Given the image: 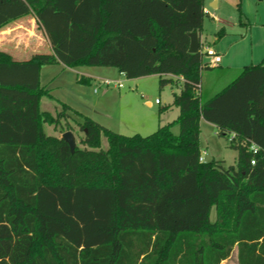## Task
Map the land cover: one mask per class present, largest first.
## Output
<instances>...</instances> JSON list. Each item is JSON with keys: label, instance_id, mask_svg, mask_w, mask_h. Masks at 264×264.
<instances>
[{"label": "trees", "instance_id": "trees-1", "mask_svg": "<svg viewBox=\"0 0 264 264\" xmlns=\"http://www.w3.org/2000/svg\"><path fill=\"white\" fill-rule=\"evenodd\" d=\"M30 15L54 53L0 52V264H221L235 248L238 264H264V60L202 101L215 67L189 47L204 0H0V30ZM56 64L157 75L180 90L160 112L179 116L124 136L64 103L43 112L41 69ZM202 120L234 165L200 162ZM71 121L84 133L74 153L44 129L73 132Z\"/></svg>", "mask_w": 264, "mask_h": 264}, {"label": "rangeland", "instance_id": "rangeland-1", "mask_svg": "<svg viewBox=\"0 0 264 264\" xmlns=\"http://www.w3.org/2000/svg\"><path fill=\"white\" fill-rule=\"evenodd\" d=\"M219 7L213 8L208 2L206 7L210 16L206 15L203 30L201 33V51L204 54L207 48H214L221 51L224 63L231 62V70L223 68L204 69L201 74V80L205 84V93L202 95V101H206L211 96H205L206 93L218 92L229 85L243 69V66H237L247 58L255 55L254 65L258 64L264 58L263 51L258 50V44L264 45V0H219ZM226 33V34H224ZM48 47L42 50L29 53L27 56L15 55L14 58L26 59L35 54L48 53ZM228 55V57H227ZM262 55V56H261ZM209 60L204 58L203 63ZM234 65V66H233ZM244 65V64H243ZM251 65V63L246 64ZM48 69L41 76V85L45 86L53 99L43 98L41 101V110L56 114L62 111V104H67L71 108L83 112L87 115H93L95 121L104 124L106 128L124 136H133L139 134L146 136L157 128L155 127L154 115L160 112V109L166 104L164 100L171 97L173 93H178L179 88L171 85L161 88L159 76L143 77L139 79L140 87L135 90L133 83L126 77H120L118 82H122L123 87L119 89L115 84L105 86L101 80L94 81L92 84L82 82V76L71 75L70 73H61L56 65H48ZM99 72L108 70L101 67ZM113 70V68L109 69ZM79 71V70H78ZM117 72V71H116ZM80 82H77V78ZM113 77V76H112ZM107 78L116 82L113 78ZM117 88V89H116ZM96 89V91H95ZM112 91L106 98H101L102 92ZM115 91V92H113ZM132 93V98L126 101L129 108L125 109L128 114L121 116L118 107L120 94ZM146 100H152L154 108L149 109L143 105ZM161 101V105L156 101ZM125 104V103H124ZM130 104L132 107H130ZM102 112L112 113V118H104ZM99 113V114H97ZM92 116V117H93ZM103 116V117H102ZM125 116V117H124ZM124 117V118H121ZM103 122V123H102ZM200 127V149L204 160H221L225 165H234L237 161V151L229 147L226 139L216 135L217 129L212 124L202 120ZM67 124V123H66ZM65 124V125H66ZM76 142L80 147L84 138V133L74 124L70 123ZM45 132L48 135H59L53 127L45 125ZM174 134H178V126L173 127ZM103 148L107 147L105 138L102 140ZM204 151L206 155H204ZM216 217V210L211 212V221ZM221 264H238L237 250H233L231 256Z\"/></svg>", "mask_w": 264, "mask_h": 264}, {"label": "crops", "instance_id": "crops-1", "mask_svg": "<svg viewBox=\"0 0 264 264\" xmlns=\"http://www.w3.org/2000/svg\"><path fill=\"white\" fill-rule=\"evenodd\" d=\"M206 2H208V4H210L213 8L216 9V8L219 7L220 1L219 0H204L205 13L208 16H210L211 14H210L208 8L206 7ZM199 37H200V44H201L202 36L200 35ZM258 46H259L258 50L259 51H263L262 54H264V45H263V43L258 44ZM45 47H48V51H49L48 53H54L53 49L50 46L49 40L47 39V36L45 35L44 31L39 28L36 19L33 16H31V15L23 17V18H20L18 20H15V21L11 22L9 25H7L5 28L0 30V52H4V53L10 55L12 57V59L15 60V61H26V60H28V59H30L32 57V56L29 57V58L26 57V59H17V58H14L15 55L27 56L29 53H33V52L42 50ZM215 51L219 55H221V57H222L221 64L219 66L215 67V68H221V70H222L223 68H225L224 66H226V70H231L232 63L231 62H225L224 63V59H223V55L221 54V51L217 50V49H215ZM227 57H228V55H227ZM254 58H255V55L252 54V56H251V58L249 60L247 58H245V60L243 62H242V60H238L240 63L237 66H240V67L243 66V69H244L245 67L254 65L253 64L254 61H255ZM263 60H264V58L262 59V61ZM249 63H251V65H246V64H249ZM222 65H224V66L222 67ZM255 65H257V64H255ZM56 66L59 68V71L61 73L68 72L71 75L82 76L81 79L84 80L85 83H89V84H92V82L98 81V80H101L100 81V83H101L103 80H108L107 78H110L112 76H113L112 77L113 80H116V82H118L119 81L118 79L120 77H125L123 74H120L117 69L115 70V68H113L115 70L114 73H113L112 72L113 70H109V69H112V68H107L108 70H104V72L103 71L99 72V70H97V69H100L101 67L79 66V67L72 68V67H67V66H65L63 64H56ZM47 67L48 66L42 67L41 74H40V80H41V76H42L43 72H45L48 69ZM153 76H157V75H152V76H148V77H153ZM139 79L140 78L131 80L132 83H133L132 84L133 88H135V90H137L140 87V83L138 82ZM76 81L80 82V78L78 77ZM204 85L205 84H203V82L201 80V92H200L201 97L206 92ZM95 91H96V89H95ZM111 92L108 91V90L103 91L102 95H101L102 96L101 98H106V96L110 95ZM113 92H115V91H113ZM218 92H220V91H218ZM218 92L213 91L212 93H209V94L206 93L205 96H211L212 97L215 94H217ZM131 95H132L131 92L124 93L123 95L120 94V99L119 100L123 104L118 107L119 108L118 111L121 114V116L128 114V112L125 110V109L129 108V106L126 105V101L127 100L129 101L130 100L129 98H132ZM211 97H209V98H211ZM157 101H156V103H157ZM172 102H173V95L171 97H169V98L164 100V103L166 105H171ZM157 104L161 105V101H159V103H157ZM143 105L145 107L149 108V109H153L154 108V103H153L152 100L144 101ZM130 107H132L131 104H130ZM43 112H47V111H43ZM78 112H80V111H78ZM80 113L85 115V116L90 117L91 119H93L95 121V119H94L95 117L93 115H92L93 116L92 117L91 115H87V114H85L83 112H80ZM97 114H99V113H97ZM102 114H103L104 118H106V119L112 118V113L110 114L108 112L107 113L102 112ZM178 116H179V109L176 108V107H170L165 112H162V113L159 112V113L155 114L154 118H155V124L156 125H155V127H153V129H155V128L158 129L159 127H162V126H165V125H168V124L174 122L178 118ZM124 117H121V118H124ZM99 124H101V123H99ZM101 125L105 126L104 124H101ZM201 125H202V122L200 123V127H201ZM213 127L215 128L214 125H213ZM44 129H45V127H44ZM58 134L59 135H55L54 137L62 138L63 134H61L59 132H58ZM216 135H217V132H216ZM49 136H51V135H49ZM146 136H148V135H146ZM102 140H103V138H102ZM102 148H103V145H102ZM106 148H103V149H106ZM201 154H202V152H201ZM204 155H206L205 151H204ZM205 161H211V160H205ZM219 161H221V160H219Z\"/></svg>", "mask_w": 264, "mask_h": 264}, {"label": "built area", "instance_id": "built-area-1", "mask_svg": "<svg viewBox=\"0 0 264 264\" xmlns=\"http://www.w3.org/2000/svg\"><path fill=\"white\" fill-rule=\"evenodd\" d=\"M204 58H206L207 60H209V62L204 63V64H208L210 67H217L221 64L222 62V57L221 55H219L213 48H208L206 49L205 53H204ZM105 86H109L111 84H115L116 87H118L119 89H121L123 87V84L121 82H113V81H109V80H104L103 81ZM201 88V86H199ZM201 92V89H200ZM157 103H159V101H157ZM234 138V134L231 135L230 140H232ZM251 150L253 153H257L258 152V148L256 146H251ZM205 160L203 159V157H200V162H204ZM252 164L254 165V162H252Z\"/></svg>", "mask_w": 264, "mask_h": 264}, {"label": "water", "instance_id": "water-1", "mask_svg": "<svg viewBox=\"0 0 264 264\" xmlns=\"http://www.w3.org/2000/svg\"><path fill=\"white\" fill-rule=\"evenodd\" d=\"M200 37L197 32H193L190 34V47L189 53L196 54L200 51ZM62 139L69 146L71 153H74L75 148L77 146L76 138L72 132H66L62 135Z\"/></svg>", "mask_w": 264, "mask_h": 264}]
</instances>
